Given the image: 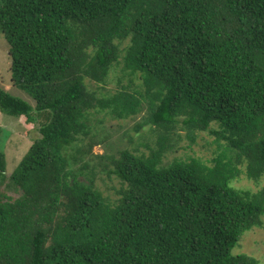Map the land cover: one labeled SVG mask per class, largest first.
I'll return each instance as SVG.
<instances>
[{"label": "trees", "instance_id": "trees-1", "mask_svg": "<svg viewBox=\"0 0 264 264\" xmlns=\"http://www.w3.org/2000/svg\"><path fill=\"white\" fill-rule=\"evenodd\" d=\"M0 31L34 102L0 84V112L45 119L8 176L0 138V264H264L230 253L263 226L264 187L232 182L264 178V0H0ZM120 62L126 84L87 86ZM140 114L148 153H92L112 145L96 133L106 117ZM200 133L208 162L165 160Z\"/></svg>", "mask_w": 264, "mask_h": 264}, {"label": "rangeland", "instance_id": "rangeland-1", "mask_svg": "<svg viewBox=\"0 0 264 264\" xmlns=\"http://www.w3.org/2000/svg\"><path fill=\"white\" fill-rule=\"evenodd\" d=\"M128 44V39L120 44L121 48H124ZM110 70L109 77L105 84H95L92 81L86 79L85 82L90 89L96 92L110 93L113 92L119 83L126 84L128 76L125 75L122 63L113 65ZM10 59L8 56V45L0 31V84L10 93L23 98L34 105V102L29 96L12 85L10 79ZM121 81V82H120ZM134 84H139V79L135 78ZM142 114L128 120H117L114 118L106 117L102 123L103 127L96 129L97 137L106 140V143H112L110 147H106L104 144H96L92 148V153L101 155L106 152H115L118 148L137 149L139 152L148 153L146 145L153 146L154 133L146 128L141 132H135L133 126L138 120H140ZM45 121L44 117L37 116V120L34 123H27L24 117H10L0 112V138L4 137L2 150L6 159L5 174L8 176L12 170L16 167L23 154L27 151L34 138L39 136V126ZM111 127V129H110ZM111 134L109 135L108 131ZM6 134V136H5ZM186 144V143H183ZM215 144L213 137L206 133H200L196 144L191 148H181L174 153H169L166 157V161H170L175 158L187 159L188 157H200L204 161H209L213 157ZM97 159L93 158L92 162L95 163ZM98 171V169H97ZM232 185L236 188L249 189L251 191H257L264 187V178L254 181L248 179L244 174L238 177L232 182ZM95 186L103 193L104 196L109 197L111 200H116L118 197L117 189L119 188L118 180L114 177H107L104 172L99 173L95 179ZM4 188L1 186L0 189ZM11 196L16 197L18 193L8 192ZM16 194V195H15ZM263 226L252 227L245 231L241 236L239 242L231 249L232 256L245 253L252 255L253 257L264 260V215L261 217Z\"/></svg>", "mask_w": 264, "mask_h": 264}]
</instances>
